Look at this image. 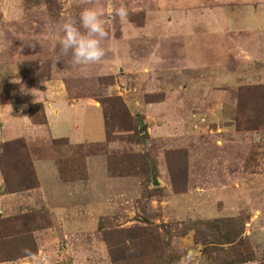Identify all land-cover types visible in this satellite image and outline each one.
<instances>
[{
    "label": "rangeland",
    "instance_id": "obj_1",
    "mask_svg": "<svg viewBox=\"0 0 264 264\" xmlns=\"http://www.w3.org/2000/svg\"><path fill=\"white\" fill-rule=\"evenodd\" d=\"M202 2L0 0V264H264V0Z\"/></svg>",
    "mask_w": 264,
    "mask_h": 264
},
{
    "label": "clouds",
    "instance_id": "obj_2",
    "mask_svg": "<svg viewBox=\"0 0 264 264\" xmlns=\"http://www.w3.org/2000/svg\"><path fill=\"white\" fill-rule=\"evenodd\" d=\"M115 15L124 19L127 9L120 6L114 10ZM59 45L64 54L71 53L74 65H91L102 61L105 49L102 46L107 37L103 12L95 7L82 9L78 21L66 17L60 26ZM178 264H194L192 252L186 253Z\"/></svg>",
    "mask_w": 264,
    "mask_h": 264
},
{
    "label": "crops",
    "instance_id": "obj_3",
    "mask_svg": "<svg viewBox=\"0 0 264 264\" xmlns=\"http://www.w3.org/2000/svg\"><path fill=\"white\" fill-rule=\"evenodd\" d=\"M148 1H151V0H148ZM156 2H159V1H162L163 3L165 2V3H171V2H173L174 4H180V3H182V4H189V3H192V4H195V5H202V1L203 0H199V3H201V4H199V3H196V2H194L193 0H155ZM175 1V2H174ZM225 3V5L224 6H228V5H230V4H233L234 3V5L236 4V2H240V0H223ZM247 1V0H246ZM179 2V3H178ZM245 1H241V3H244ZM216 4V3H215ZM215 4H213V2H209V3H207V5H210V10H212L213 11V5H215ZM237 5V4H236ZM194 6V5H193ZM225 8V7H224ZM224 8H222L221 10H225ZM196 12H201L200 11V8H197V9H194ZM215 10L217 11V8H215ZM193 11V10H192ZM202 13V12H201ZM192 14H194V12H192ZM227 17H228V15H227ZM62 104V102L60 103L59 101H58V98L56 97V98H54V100H53V102L52 103H50V105L48 104V105H46V114H47V123L49 124V127H50V132L52 131L53 132V135H54V137L55 138H58V137H60V136H67V138H71V136H70V134L69 135H61L60 133H59V135L57 134V136H55V131L56 130H58L57 128H56V126L54 125V121L52 120V118L50 117V115L51 114H53L52 113V111L53 110H55V109H60V107L61 106H65L64 104L63 105H61ZM5 110H7V109H5ZM59 115V114H58ZM31 128V127H30ZM62 131V130H61ZM60 131V132H61ZM68 132H70V131H68ZM73 139V138H72ZM75 140V139H74ZM73 142V141H72ZM75 143H77V142H79L78 140H77V142L76 141H74ZM0 176H1V174H0Z\"/></svg>",
    "mask_w": 264,
    "mask_h": 264
},
{
    "label": "water",
    "instance_id": "obj_4",
    "mask_svg": "<svg viewBox=\"0 0 264 264\" xmlns=\"http://www.w3.org/2000/svg\"><path fill=\"white\" fill-rule=\"evenodd\" d=\"M153 180H154V184H157V181H156V178L155 177H153Z\"/></svg>",
    "mask_w": 264,
    "mask_h": 264
},
{
    "label": "trees",
    "instance_id": "obj_5",
    "mask_svg": "<svg viewBox=\"0 0 264 264\" xmlns=\"http://www.w3.org/2000/svg\"><path fill=\"white\" fill-rule=\"evenodd\" d=\"M41 123H43V122H41Z\"/></svg>",
    "mask_w": 264,
    "mask_h": 264
}]
</instances>
